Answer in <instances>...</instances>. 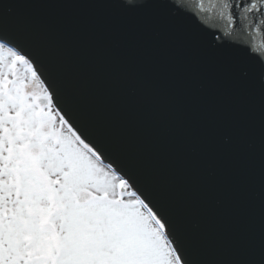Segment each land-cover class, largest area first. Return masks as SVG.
<instances>
[{"label":"snow or ice","instance_id":"snow-or-ice-1","mask_svg":"<svg viewBox=\"0 0 264 264\" xmlns=\"http://www.w3.org/2000/svg\"><path fill=\"white\" fill-rule=\"evenodd\" d=\"M0 264H264V0L0 3Z\"/></svg>","mask_w":264,"mask_h":264},{"label":"water","instance_id":"water-1","mask_svg":"<svg viewBox=\"0 0 264 264\" xmlns=\"http://www.w3.org/2000/svg\"><path fill=\"white\" fill-rule=\"evenodd\" d=\"M6 2V0H0V3ZM7 2H12V0H7Z\"/></svg>","mask_w":264,"mask_h":264}]
</instances>
